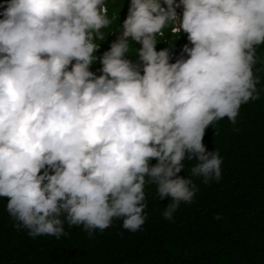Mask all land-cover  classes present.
Returning a JSON list of instances; mask_svg holds the SVG:
<instances>
[{"label":"clouds","instance_id":"clouds-1","mask_svg":"<svg viewBox=\"0 0 264 264\" xmlns=\"http://www.w3.org/2000/svg\"><path fill=\"white\" fill-rule=\"evenodd\" d=\"M0 8V197L18 229L60 238L66 222L91 236L123 218L135 232L146 220V182L170 197L163 217L171 220L198 191L194 177L220 179L222 157L202 140L260 96L264 0H130L100 57L102 29L119 19L108 0ZM165 29L169 47L157 51ZM181 32L192 47L170 63ZM97 60L99 76L89 70ZM192 159L191 176L177 175Z\"/></svg>","mask_w":264,"mask_h":264},{"label":"trees","instance_id":"trees-1","mask_svg":"<svg viewBox=\"0 0 264 264\" xmlns=\"http://www.w3.org/2000/svg\"><path fill=\"white\" fill-rule=\"evenodd\" d=\"M108 4L109 14L119 12V19L102 29L106 37L98 41V57L117 39L116 29L127 16L130 0ZM176 11L182 17L183 7ZM165 37L157 51L169 47L167 29ZM172 43L170 63L181 58L185 44L192 47L184 32ZM257 55L264 61V45L258 46ZM125 58L136 61L137 56ZM183 58H188L186 53ZM255 67L260 69L259 98L241 106L235 124L225 117L205 129L206 150L222 157L220 179L204 183L202 177H194L198 191L191 203H180L171 220L163 217L170 197H156V185L146 182V220L135 232L122 227L123 218H114L107 229L93 230L91 236L83 225L69 227L65 222L67 234L60 238L32 237L27 229L16 227L6 210L8 198L0 197V264H264V63ZM101 68L97 60L89 70L99 76ZM156 162L151 159L150 166ZM182 163L185 169L177 175L187 179L198 161Z\"/></svg>","mask_w":264,"mask_h":264},{"label":"rangeland","instance_id":"rangeland-1","mask_svg":"<svg viewBox=\"0 0 264 264\" xmlns=\"http://www.w3.org/2000/svg\"><path fill=\"white\" fill-rule=\"evenodd\" d=\"M126 18V17H125ZM117 34H118V36L120 35V32L119 31H117Z\"/></svg>","mask_w":264,"mask_h":264}]
</instances>
